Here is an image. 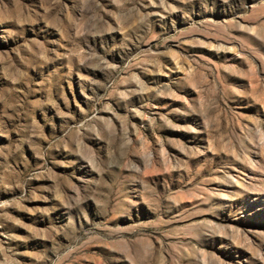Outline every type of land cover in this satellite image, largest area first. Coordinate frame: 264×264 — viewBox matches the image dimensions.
Masks as SVG:
<instances>
[{
	"label": "rangeland",
	"instance_id": "rangeland-1",
	"mask_svg": "<svg viewBox=\"0 0 264 264\" xmlns=\"http://www.w3.org/2000/svg\"><path fill=\"white\" fill-rule=\"evenodd\" d=\"M0 264H264V0H0Z\"/></svg>",
	"mask_w": 264,
	"mask_h": 264
}]
</instances>
